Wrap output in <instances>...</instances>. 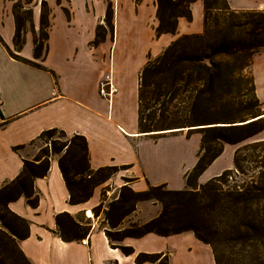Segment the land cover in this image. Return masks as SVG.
<instances>
[{
	"label": "crops",
	"instance_id": "0c3cea01",
	"mask_svg": "<svg viewBox=\"0 0 264 264\" xmlns=\"http://www.w3.org/2000/svg\"><path fill=\"white\" fill-rule=\"evenodd\" d=\"M42 1L47 8L48 29L46 53L42 61H36L44 68L41 70L14 60L5 49L34 61L33 34L28 25L21 50L17 53L13 50L12 7L16 2L0 0V188L20 174L23 161L33 160L37 152L32 145L41 133L56 130L65 137H83L89 169L115 167L118 172L108 183L120 180L118 188L127 187L133 192L159 185L168 190L184 189L185 174L197 161L200 137H192L196 138V146L191 152L182 143L191 138L186 139L179 132L152 133V136L140 133L138 80L148 57H158L181 36L203 32L202 1L189 5L190 21L177 18L175 33L159 37L154 34L158 24L156 0H141L138 4L134 0H77V3L41 0L39 5ZM108 3L112 9V32L104 22ZM226 3L234 12H261L264 18V0H226ZM31 11L32 30L38 34L40 9L34 5ZM98 27L105 29L103 40L93 45ZM107 76L115 88L110 100L98 93L100 81ZM250 76L264 113V47L251 59ZM262 135L264 130L258 136ZM259 139L264 140V136ZM233 151L234 146L225 145L221 155L198 177V184L231 169ZM227 152L230 163L221 166ZM57 160L51 154L47 174L33 182L34 194L38 196L35 209L22 197L8 205L11 212L28 224L27 238L17 241V245L30 264H136L134 255L138 253L166 256L168 264H214L211 249L190 232L125 238L122 245L133 249L132 256L112 249L91 211L99 204V194L105 185L95 187L88 201L70 205ZM140 203L121 222V228L156 216L155 212L139 215ZM63 213L80 225L90 226L85 239L64 242L59 238L55 217ZM184 240L195 247L198 256L178 255ZM190 250L188 247L187 252Z\"/></svg>",
	"mask_w": 264,
	"mask_h": 264
},
{
	"label": "trees",
	"instance_id": "16d2710c",
	"mask_svg": "<svg viewBox=\"0 0 264 264\" xmlns=\"http://www.w3.org/2000/svg\"><path fill=\"white\" fill-rule=\"evenodd\" d=\"M141 0H134L138 4ZM197 0H156L157 26L155 37L162 34H174L176 20L184 17L191 20L189 5ZM203 3V32L200 35H184L165 48L156 58L148 57L138 80V130L143 134L200 127L197 161L185 174L183 190H168L165 185L149 186L145 191L133 192L127 187L122 190L115 201L108 205L105 221L111 233L104 229L109 246L118 249L124 256L134 255L131 247L115 244L125 238H141L147 234L162 237L190 232L200 243L207 245L212 252L214 264H264V140L256 137L264 130V118L261 103L255 95V88L250 76L251 99L238 103L240 113H234V105L223 99L231 94L229 79L235 71L245 67H219L216 57L235 54L240 50H253L252 57L264 47V18L261 12H255L251 38L248 45L237 41L223 40L221 29L211 28L208 24L212 11H230L226 0H201ZM33 0H25L27 7L15 3L12 7L14 19L13 50L17 53L23 45L26 25L32 34V59L25 60L7 49L10 57L37 69H44L36 61L43 60L47 45V8L40 3L39 32L32 30V11L28 7ZM221 2L223 8H218ZM250 12V11H244ZM235 13V12H234ZM67 15V13H66ZM105 26L112 32V9L107 4ZM215 24H217L214 21ZM216 26V25H215ZM214 26V27H215ZM105 29L98 27L93 45L103 40ZM232 37V33H230ZM0 42L1 39H0ZM250 59V62H251ZM206 60L208 64L204 62ZM225 68V69H224ZM227 72V73H226ZM187 94L185 110L191 115L189 121L181 119L167 120L157 128L152 122H163L167 108L165 105L178 95ZM159 104L157 111L162 117L155 120V112L144 113L147 106L142 103ZM184 101V100H183ZM160 117V118H161ZM55 133L65 137L61 132L49 130L41 136L51 138ZM159 136V135H153ZM39 137V138H40ZM249 141V142H248ZM61 147L50 142L49 150H41L31 161H23L20 174L10 183L0 188V264H30L17 245V241L28 236V224L21 217L10 211L8 205L19 198L35 209L38 196L34 194L33 182L43 178L49 169L51 154H61L57 160L62 179L68 192L70 205L88 201L95 187L101 185L116 172L115 167L91 171L88 166L87 144L83 137L73 136ZM224 145L237 146L233 152L232 169L198 184V177L217 159ZM19 148H13L14 151ZM262 153V156L259 154ZM250 161L253 168L259 169L249 181L228 184L234 176L244 175L243 164ZM126 191V195L122 192ZM154 201L161 205L156 217L139 225L119 229L124 218L135 211L139 202ZM93 217L96 211L91 210ZM56 232L64 242L81 241L89 233L90 226L80 225L67 213L55 217ZM86 226V227H85ZM136 264H168L165 256L160 254L138 253L134 255Z\"/></svg>",
	"mask_w": 264,
	"mask_h": 264
},
{
	"label": "rangeland",
	"instance_id": "374dc122",
	"mask_svg": "<svg viewBox=\"0 0 264 264\" xmlns=\"http://www.w3.org/2000/svg\"><path fill=\"white\" fill-rule=\"evenodd\" d=\"M13 1L16 3H19L20 6H23V7L26 6L25 4H23L25 0H13ZM40 1L41 0H33V4L31 3L28 7L30 9H33L34 5H37L40 9V5H39ZM75 3H77V0H75ZM217 7L223 8L222 3L218 2ZM254 13L255 12H235L234 13V12L224 11V10L212 11L210 13V18L208 20V24L213 29L214 28L221 29L223 31L222 37L224 36L223 40L224 41L227 40L226 41L227 43H229L228 40H233V41H237V43H239V44L244 42L243 45H248L250 38H251V36H250L251 31L253 28V21H254V15L253 14ZM214 21L217 24H215ZM230 33H232V37H230ZM252 51L253 50L244 51V50H240L239 48H236L235 51H233V53H235V54H226V55L224 54V55H220V56L216 57V61L220 64L219 67H225L226 70H229L231 67H245L242 70L235 71V73L233 75H231L230 79L228 80L230 83L231 94L229 96H226L225 98L223 97V99L228 100L229 103H232L234 105V109H235V111L233 110L234 113H240L242 111V108L239 107L238 103H242V105H243V103L248 102L252 97V93L249 90L250 89L249 88L250 87V59H251ZM152 59H154V58H152ZM203 63H205L207 66L209 65L206 60H204ZM186 95L187 94L178 95V97L176 99L172 100L170 103H167L165 105L167 110L164 113L163 120L166 119V121L164 120L163 122H156V123H155V121L152 122V124L157 127L155 129H160V127L158 125L160 123H168L170 121V119L171 120L181 119L182 121H184V123L187 124L186 121H189L191 119V115L188 113V111L185 110L186 99L184 98V96H186ZM160 102L161 101H159L158 104L153 103V102L142 103L143 106L145 105L148 107L147 110L144 109V113L147 114V113L155 112V120L161 121L162 117L159 116V113L157 111V108L159 107ZM167 120H169V121H167ZM187 125H189V124H187ZM190 128L192 130H194V128L196 129V128H200V127H187L184 129H175V130H177V132L181 133V135L184 138H186V139L191 138L190 140L183 141L182 143H184L188 147V150L193 152V150L196 146V138H192V137H198L199 138L200 135L198 133H196V131H190L189 132L188 130ZM171 133H173V132H171ZM155 134H156V132H155ZM263 136L264 135L257 136L256 139L257 138L259 139ZM69 140H70L69 137H62L58 133H55L51 138H48L46 136H41L39 138V140H37L32 145V148L37 153H39L41 150H43V151L49 150L50 149V142H52V141H54L56 143V147L58 148V147H61V145H63V143H67L66 141H69ZM236 147L237 146H234V150L236 149ZM60 155H62V153L56 155L57 159L59 158ZM259 156H262V153H260ZM223 157H224V159L220 162L221 166L229 165V163H230L229 152H227ZM253 166L254 165L252 163H250V161H247V163H244L243 164L244 175H241V176L238 175L235 177L233 176L232 179L228 180V184L231 185L233 182L239 183L241 180L249 181L250 176H255V174L259 170L257 168H253ZM116 171L118 172L117 169H116ZM113 174L109 177V179L113 176ZM109 179L107 181H105L104 183H102L101 185H99V186L105 185V187L103 186V188L100 191L99 204L96 205L95 207H93V209L96 211V217H94V218H95V221L97 218V222H96L97 227L99 229H102V230L108 229L106 221L104 220L105 219V213L108 209V205H109V203H111L112 201H115L118 198V196L122 190V187L118 188V186L120 184H122V182L120 180L108 183ZM107 192H109V193L112 192V193L109 194ZM122 193L124 195H126V191H123ZM137 204L135 205V211L137 209ZM160 210H161L160 203L154 202V201H144L143 203H140V205H139V215H142V216L146 215L149 212H152V213L155 212L156 216H157V214L160 212ZM133 224L139 225L138 223H133ZM130 225H132V224H129L128 226H126L124 228H128ZM124 228L119 227V229H124ZM108 230H110V229H108ZM115 231L116 230H110L111 233H114ZM115 244L122 245V241L116 242ZM181 245H182V250H180L178 252L179 256H183V257L184 256H186V257L198 256V253H197L195 247L190 245L188 241L184 240L181 243ZM188 247L191 248V250L189 252H187ZM166 259H167V257H166Z\"/></svg>",
	"mask_w": 264,
	"mask_h": 264
},
{
	"label": "built area",
	"instance_id": "2783aa9c",
	"mask_svg": "<svg viewBox=\"0 0 264 264\" xmlns=\"http://www.w3.org/2000/svg\"><path fill=\"white\" fill-rule=\"evenodd\" d=\"M99 95L106 99L110 100L112 95L115 93V88L112 86L110 78L107 76L98 85Z\"/></svg>",
	"mask_w": 264,
	"mask_h": 264
},
{
	"label": "bare ground",
	"instance_id": "6f19581e",
	"mask_svg": "<svg viewBox=\"0 0 264 264\" xmlns=\"http://www.w3.org/2000/svg\"><path fill=\"white\" fill-rule=\"evenodd\" d=\"M162 132L163 133H166V131L164 132V131H160V132H156V134H162ZM169 132V131H168ZM87 216L89 217V216H91V213L88 211L87 212Z\"/></svg>",
	"mask_w": 264,
	"mask_h": 264
},
{
	"label": "water",
	"instance_id": "95a60500",
	"mask_svg": "<svg viewBox=\"0 0 264 264\" xmlns=\"http://www.w3.org/2000/svg\"><path fill=\"white\" fill-rule=\"evenodd\" d=\"M194 129H195V128H194ZM196 129H198V128H196ZM189 130H192V129L190 128ZM169 132H170V133H171V132H177V130L173 129V130H170Z\"/></svg>",
	"mask_w": 264,
	"mask_h": 264
}]
</instances>
